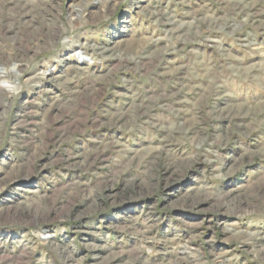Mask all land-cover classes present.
Here are the masks:
<instances>
[{"label": "rangeland", "instance_id": "1", "mask_svg": "<svg viewBox=\"0 0 264 264\" xmlns=\"http://www.w3.org/2000/svg\"><path fill=\"white\" fill-rule=\"evenodd\" d=\"M0 264H264V0H0Z\"/></svg>", "mask_w": 264, "mask_h": 264}, {"label": "bare ground", "instance_id": "2", "mask_svg": "<svg viewBox=\"0 0 264 264\" xmlns=\"http://www.w3.org/2000/svg\"><path fill=\"white\" fill-rule=\"evenodd\" d=\"M78 58L82 61H85V57L81 54H78ZM8 88L10 89L11 87L8 86Z\"/></svg>", "mask_w": 264, "mask_h": 264}]
</instances>
